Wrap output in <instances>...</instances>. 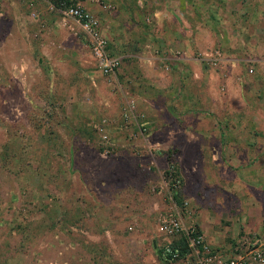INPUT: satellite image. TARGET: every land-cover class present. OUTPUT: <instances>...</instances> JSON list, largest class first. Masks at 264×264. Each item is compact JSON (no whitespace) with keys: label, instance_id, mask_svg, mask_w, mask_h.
<instances>
[{"label":"rangeland","instance_id":"1","mask_svg":"<svg viewBox=\"0 0 264 264\" xmlns=\"http://www.w3.org/2000/svg\"><path fill=\"white\" fill-rule=\"evenodd\" d=\"M165 1L75 0L101 12L121 62L107 77L56 0H0V264H162L160 248L181 238L158 233L168 213L218 245L264 238L252 15L231 11V38L203 27L177 43L150 7ZM173 8L162 13L167 33Z\"/></svg>","mask_w":264,"mask_h":264},{"label":"built area","instance_id":"2","mask_svg":"<svg viewBox=\"0 0 264 264\" xmlns=\"http://www.w3.org/2000/svg\"><path fill=\"white\" fill-rule=\"evenodd\" d=\"M56 2V7L60 9L63 16L72 20L89 40L92 54L97 60L101 73L107 77L114 75L121 62L118 57L108 54L107 43L100 33L98 19L87 9L76 4L75 0H56ZM174 182V187H177V180ZM187 207L188 203H185L184 209ZM157 231L166 239L183 235L187 246V252L182 257L179 247L171 245L170 242L164 244L157 254L161 263L264 264V238L251 233H244L237 237L226 250L213 248L195 225L184 226L176 213L160 216Z\"/></svg>","mask_w":264,"mask_h":264},{"label":"crops","instance_id":"3","mask_svg":"<svg viewBox=\"0 0 264 264\" xmlns=\"http://www.w3.org/2000/svg\"><path fill=\"white\" fill-rule=\"evenodd\" d=\"M168 4L174 5L173 12H170L169 18L174 20L175 23L170 24V33L163 31L165 24L169 23L166 16L162 14ZM151 5L156 6L154 7L153 14L156 18L155 24L159 28V31L166 33L169 41L177 43L190 42V40H193L191 33L194 31L197 34V31L202 30L203 27L210 34L214 35L212 36L214 39L231 38L233 31L229 32L226 28L237 21V19L240 20L239 16L235 15V17L231 11L241 8L247 9L248 14L252 15L249 18V22L245 25L248 27L247 32L252 36V41H254L253 49L256 53L252 56L254 58L253 62L255 64L256 62H264L260 56V54H263L262 46L264 47V0H247V3L243 4V6L240 0H166L165 4H150V7ZM86 7L94 15L101 14L98 8L90 4L86 5ZM254 13H257L255 19ZM252 18L253 21H251ZM166 31L168 30L166 29ZM257 51L259 52L257 53ZM258 139V143L253 148L255 149L256 156L251 167V171L255 175L252 177L255 178L256 182L264 180V131H259ZM260 230L261 228H258V232ZM202 233L213 248H223L226 250L233 244V242L229 246L227 244H215L214 234H211L208 229H202ZM157 254H159V251Z\"/></svg>","mask_w":264,"mask_h":264},{"label":"trees","instance_id":"4","mask_svg":"<svg viewBox=\"0 0 264 264\" xmlns=\"http://www.w3.org/2000/svg\"><path fill=\"white\" fill-rule=\"evenodd\" d=\"M170 167L173 168L174 167L173 164H171L169 166V169H170ZM169 169L166 172V178H169V176L173 175V174H171L169 172ZM174 184H175V182H173L171 184L172 185V188H174ZM173 197L176 200V202L181 205V199H180V195L178 194V192H175L173 194ZM179 236H181V238L177 242L171 243V245L176 246V247H179L180 250H181V256L183 257L185 255V253L187 252L186 240H185V237L183 235H179ZM179 236H176V237H179Z\"/></svg>","mask_w":264,"mask_h":264}]
</instances>
